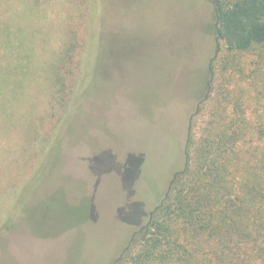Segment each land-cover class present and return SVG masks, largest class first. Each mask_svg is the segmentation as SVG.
I'll return each mask as SVG.
<instances>
[{
    "label": "rangeland",
    "instance_id": "obj_1",
    "mask_svg": "<svg viewBox=\"0 0 264 264\" xmlns=\"http://www.w3.org/2000/svg\"><path fill=\"white\" fill-rule=\"evenodd\" d=\"M215 20L211 0H0V264H114L187 162L177 136L197 146L211 72L264 116Z\"/></svg>",
    "mask_w": 264,
    "mask_h": 264
},
{
    "label": "trees",
    "instance_id": "obj_2",
    "mask_svg": "<svg viewBox=\"0 0 264 264\" xmlns=\"http://www.w3.org/2000/svg\"><path fill=\"white\" fill-rule=\"evenodd\" d=\"M211 3L229 78L264 95V0ZM219 79L210 73V91L199 101L210 110L197 146L189 134L175 141L187 162L146 222L136 227L135 218L114 264H264V116L253 108L246 117L238 101L229 107L235 90L212 94Z\"/></svg>",
    "mask_w": 264,
    "mask_h": 264
},
{
    "label": "flooded vegetation",
    "instance_id": "obj_3",
    "mask_svg": "<svg viewBox=\"0 0 264 264\" xmlns=\"http://www.w3.org/2000/svg\"><path fill=\"white\" fill-rule=\"evenodd\" d=\"M206 34V33H205ZM209 37V35H207ZM209 42L211 44V38L209 37ZM210 44H209V47H210ZM189 112V111H188ZM188 114V113H187ZM187 121V116H186V119H185V123ZM185 127V126H184ZM180 138H181V135L180 136H177V138L175 139L176 142L180 141ZM175 142V143H176ZM182 142V141H181ZM179 147L177 149L174 150L173 154L176 155V156H179ZM171 183V182H170Z\"/></svg>",
    "mask_w": 264,
    "mask_h": 264
},
{
    "label": "water",
    "instance_id": "obj_4",
    "mask_svg": "<svg viewBox=\"0 0 264 264\" xmlns=\"http://www.w3.org/2000/svg\"><path fill=\"white\" fill-rule=\"evenodd\" d=\"M194 111H195V110H194ZM194 111L192 112V114H191L190 118L192 117V115H193Z\"/></svg>",
    "mask_w": 264,
    "mask_h": 264
}]
</instances>
